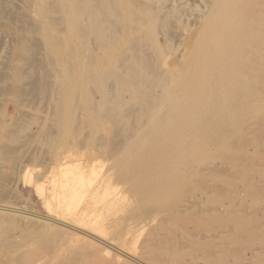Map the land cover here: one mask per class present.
<instances>
[{
    "label": "bare ground",
    "instance_id": "obj_1",
    "mask_svg": "<svg viewBox=\"0 0 264 264\" xmlns=\"http://www.w3.org/2000/svg\"><path fill=\"white\" fill-rule=\"evenodd\" d=\"M14 1L0 0V28L3 27L2 22L6 21L12 27H17L20 33L16 44L20 51L13 50L8 53V58H15L18 65L10 68L8 64H2L0 96L13 95L17 98V103L15 102L17 106H23L26 102L34 107L42 104L47 116L35 124L29 122L31 115L22 113L19 118L14 112L21 113L20 109L12 107L14 114H10L9 106H2L0 156L4 158V162L0 165V172L6 171L9 177L7 190L16 194L19 182L26 186L42 182L45 174L34 175L35 172L29 169L30 165L37 162L39 164L50 162L51 165L60 163L62 167L58 174L64 179L55 187L54 182L56 184L58 179L54 178L53 188L48 195H43L44 205L59 221L68 223L66 226L71 231L69 237L78 235L82 237L78 238L80 244L75 248V252L83 255L93 254L92 260L95 259L99 264H148L147 259L142 258L140 254L133 256L125 252L121 244L105 233L106 229H103L101 223L105 222L103 220L110 212L116 214L126 210L132 199L127 194L130 190L135 191L133 182L135 174H140L138 178L146 184L155 181L157 171L167 166L170 157L177 152L184 139L190 138L200 125L203 119L199 118L198 112L207 108L213 110L217 116L211 117L209 123L222 125L229 121L235 123L253 110L251 105L243 102L233 85L236 79L239 84L243 78V76L241 79L237 78L244 69H240L242 66L239 68L240 64L249 66L247 64L256 55L254 49L246 48V43L256 34L263 19L264 0H207L202 15H196L191 23L193 26L200 25L201 37L196 40L197 43L194 42L188 47H177L175 63L168 69L161 67L162 62L157 60L152 52V48L155 49L157 46L156 52L161 54L167 51V47L158 43L157 35L153 34L151 43H148L147 39L140 35H134L126 40L124 37L126 35L120 32L117 20L119 14L117 4L120 0H47V3L46 0H43L45 3L33 0L34 10L28 14L21 12L19 9L21 7ZM186 2L185 4H188L189 1ZM150 8L156 16L154 21L158 22L159 26L167 28V32L174 29L170 18L175 15L174 9L161 5ZM95 9L98 11V17L91 25L92 22L87 15L92 14ZM36 16L41 21H37ZM49 28H54L58 32L55 41L49 38ZM107 29L108 45L114 56L112 66L95 74L103 83V99L106 104L102 105H105L104 112L113 126V139L108 142L105 149L104 145L99 146L91 157L83 159L81 151L88 136L84 130L89 126L83 122L79 112L81 121L78 122L76 129L74 126L73 129L76 133L82 134V138L77 140L75 148L63 155L55 154L51 157L42 148L49 145L55 151L63 137L68 134L65 117L69 113L67 110L70 108L68 106L73 99L72 96L81 86H79L81 79L83 80L87 74L91 76L94 72L92 73L86 66L87 68L81 69L79 75L71 76L69 81H64L63 74L77 68L76 64L74 67L75 61L77 62L74 58L80 49L75 44L77 41L66 45L67 50L63 52L60 61L52 56L50 47L44 43L64 45L62 34L65 33H72L81 43H87L94 32L96 38H104ZM163 35L166 38L163 37L165 43L171 41L172 34ZM125 42L126 48L117 52L118 43ZM169 44L167 43L168 46ZM67 53L71 54L72 59ZM177 67L180 68L179 78L174 75ZM177 80L183 84H178ZM6 81L10 83L6 87H1V83ZM99 100L95 98L93 92L89 103L94 111ZM235 104L238 106L237 113L233 108H228L227 112L230 109L232 114L228 112V116L222 120L221 112H226L227 107ZM224 131L225 129L222 130ZM135 143L138 145L134 146ZM154 146L157 149H154ZM103 152H113L116 158L113 167L102 173L104 166L99 167L98 163L99 155ZM136 182L140 183L138 180ZM50 198L59 201L54 209L50 207ZM11 212L8 213L4 207H0V218L7 216L15 219ZM79 227H84L88 231H79ZM144 228L136 224L132 227L133 232L140 237ZM96 232L101 237H95ZM152 258L155 261L156 255L154 254ZM153 264H157L156 261Z\"/></svg>",
    "mask_w": 264,
    "mask_h": 264
},
{
    "label": "rangeland",
    "instance_id": "obj_2",
    "mask_svg": "<svg viewBox=\"0 0 264 264\" xmlns=\"http://www.w3.org/2000/svg\"><path fill=\"white\" fill-rule=\"evenodd\" d=\"M23 1V3L22 0L14 2L21 7L19 9L24 14L32 12L34 1ZM36 1L45 3V0ZM186 1L120 0L117 4L118 29L126 35L124 36L126 40L134 35H140L144 36L148 43H151L152 35H157L158 43L167 47V51L160 54L156 52L157 46L155 49L152 48V52H154L155 58L162 62L161 67L168 69L172 67L171 64L175 63L177 47H188L194 42L197 43L196 40L198 41L199 36L201 37L200 25L193 26L191 23L196 15H202L207 0H188V4H185ZM156 5L169 6L172 10L174 9L175 15L170 17L174 24L173 30L167 32V28L163 29L158 22L154 21L156 16L151 12L150 7ZM142 9L143 11H141ZM97 17V9L87 15V18L92 22H90L91 25ZM262 18L264 19V13ZM36 19L41 21L37 16ZM263 19L258 25L256 34L252 35L246 43V48L254 49L256 55L253 54V58L247 64L249 66L240 64L239 68L242 66L240 69L244 68L245 70H239L241 73L237 78L241 79L243 76L244 81L242 78L237 84L238 79H236L237 81L233 85L243 102L251 105L253 112L246 113V116L243 115L244 118L241 117L235 123L229 121L219 125L218 123H209L211 117L217 116L214 115L213 110L208 108L205 111L201 110L198 112L199 118L203 119L200 121V125L190 138L184 139L177 152L170 157L167 166L157 171L155 181L146 184L138 178L140 174L134 175L133 182L138 186L136 187L133 183L135 191L130 190L127 194L132 199L126 210L116 214L110 212L103 220L105 222L101 223L103 229H106L105 233L121 244L125 252L131 253L133 256H136L137 253L140 254L142 258L147 259L148 264H153L155 261L157 264H264ZM2 23L3 27L0 28V71L2 64H8L10 68L16 67L18 62L15 58L9 59L8 53L13 50L20 51L16 46L20 36L17 27H12L6 21ZM48 33L52 41L58 36V32L54 28H49ZM166 33L172 34V42L165 43L166 38L163 34ZM103 36V40L98 39L94 32L87 43H81L72 33H65L62 34L64 45L63 43H44L50 47L52 56L60 61L63 58V52L67 50L68 45L72 44L71 42H80L75 43L76 46L78 45L77 48H80L74 58L77 60L74 67L76 64L77 68L70 69L65 75L63 74L64 81H69L71 76L79 75L81 69L86 66L91 69L92 73L94 72L91 76L87 74L83 80L81 79L79 82V86H81L72 96L73 99L70 103L72 106H68L70 107L67 110L69 113L66 115L70 119L65 117L69 131L67 137H63V141L58 144L55 151L49 145L42 148L51 157L55 154L63 155L75 148L78 144L77 140L82 138L83 135L76 133L73 129V126L76 129L78 122L81 121L79 112L83 122L89 126L84 130L88 136L84 142L85 147L81 151L83 159L91 157L99 146L104 145L103 149H105L108 142L113 139V126L108 115L104 112L105 105H102L106 104L103 99V83L95 74L97 71L110 69L112 57H114L112 49L108 45V29ZM167 43H170L171 47ZM118 46L117 52H121L126 48V42L118 43ZM91 53L92 55H90ZM67 54L72 59L71 54ZM179 69L175 68L176 78L180 76ZM178 80L177 82L180 84L181 81ZM9 83L10 81L1 83V87H6ZM261 91L263 93L258 94ZM93 92L95 98L100 99L95 105V111L89 103ZM253 97L255 99L261 97V100H255ZM126 98L128 97L126 96ZM249 98H251L250 101ZM15 102L17 103V98L13 95L0 96V114L2 106L8 105L10 114L15 113L19 118L22 113L31 115L29 122L35 124L40 123V119L47 116L42 109V104L34 107L26 102L23 106H17ZM12 107L18 108L22 112H14ZM237 107L236 104L227 107L226 112H221V119H225L227 114L232 112L229 111L230 109L233 108V111H236ZM228 108H230L229 113L227 112ZM32 128L34 129L35 126ZM223 129H225L224 132H222ZM137 145L138 143L134 144V146ZM155 146L154 149H157ZM115 156L116 154L113 152H103L99 155L98 165L99 167L104 166L102 173L113 167ZM3 162L4 158L0 156V165ZM30 167L29 169L35 172H33L34 175L44 173V179L37 185L26 186L23 182H19L16 194L9 192L6 188L9 179L6 171L0 172V207H4L8 213L12 211L11 213L15 216V219L7 216L0 218V264H99L95 259L92 260L93 254L83 255L75 252V248L80 244L78 238L82 237L79 235L69 237L71 231L66 226L68 223L59 221L57 216L44 205L43 195H48L50 189L53 188L54 178L58 179V183L54 182L55 187L64 179L58 174L62 165L60 163L51 165L50 162H40L39 164L37 162ZM50 203V207L54 209L59 201L51 199ZM81 214L84 215V213ZM135 224L145 227L142 237L133 232L132 227ZM81 230L88 231L84 227H79V231ZM94 234L95 237H101L97 232ZM154 254L156 255L155 261L152 258ZM150 258L152 259L150 260Z\"/></svg>",
    "mask_w": 264,
    "mask_h": 264
}]
</instances>
